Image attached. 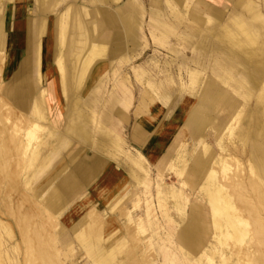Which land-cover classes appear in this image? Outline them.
Masks as SVG:
<instances>
[{
    "label": "rangeland",
    "instance_id": "obj_1",
    "mask_svg": "<svg viewBox=\"0 0 264 264\" xmlns=\"http://www.w3.org/2000/svg\"><path fill=\"white\" fill-rule=\"evenodd\" d=\"M16 1L0 0V263L95 264L100 255L114 249L110 264H220L225 260L227 264H264V187L247 168L253 149L264 148V99L258 97L260 87L249 77L256 69L230 54L215 37L210 21L214 6L221 7L222 19L229 12H242L236 6L239 0H229L225 9L212 0H182L181 4L137 0L134 34L126 36L121 22H116L123 48L111 54L115 40L103 42L106 54L98 61L102 71L92 84L100 82V87L87 110L93 143L83 149L65 142L54 146L45 135L47 125L32 118L33 104H15L7 97L5 87L22 59L19 56L14 65H8L6 46L12 26L42 14L33 0H21L20 18L24 19L15 17ZM127 1L53 0L44 15L47 33L42 37V85L48 99L49 82L58 78L53 57L59 13L68 5L80 6L90 13L86 20L92 18L95 25L103 14L115 16L116 8ZM247 1L254 19L249 25L264 57V0ZM92 27L95 41L112 33L106 25ZM69 59L65 58L68 70ZM31 76L34 85V72ZM121 91L126 92L125 98ZM219 92L228 103L234 102V112L228 103L214 110L205 105L204 100L211 101ZM59 94L57 99L63 102ZM112 96L123 102L108 109ZM79 106L84 112L83 104ZM201 110L205 119L199 131L192 111ZM104 116L109 137L117 145L97 150L94 143L108 139L99 134ZM34 123L42 130L29 140L26 132ZM227 123L232 135L224 130L218 141L216 131ZM243 133H250L246 141L239 137ZM204 147L218 163L211 161L207 167L216 173V184L246 221L242 241L221 238L210 223L209 206L200 189L206 177L195 176L192 168V160ZM76 148L82 150L76 152ZM37 152L47 161L32 170ZM74 152L76 157L70 159ZM221 159L228 167L225 174ZM80 165L99 171L79 178L74 171ZM57 196L60 202L54 199ZM46 199L54 204L53 210L44 204ZM193 212L200 225L192 219ZM90 224L98 228L99 243L105 248L92 249L88 256L78 236ZM187 224L199 232L196 244L182 236Z\"/></svg>",
    "mask_w": 264,
    "mask_h": 264
},
{
    "label": "crops",
    "instance_id": "obj_2",
    "mask_svg": "<svg viewBox=\"0 0 264 264\" xmlns=\"http://www.w3.org/2000/svg\"><path fill=\"white\" fill-rule=\"evenodd\" d=\"M19 1L21 0L16 1L13 14L15 17L20 18L22 10L19 6ZM175 1L179 4L182 2V0ZM212 1L218 4L220 3V5L224 6V9L227 8L229 2V0ZM52 2L53 0H33L37 11L42 14L33 20L20 18L24 19L22 24L19 23V20L13 24L12 28L14 32L10 35L6 46L8 53L7 62L9 66H12L15 64L19 56L22 59L20 64L16 65L18 66V69L15 71L11 81L7 83L5 88L8 93L7 97L11 100V102L20 105L33 103L40 93L44 92L43 101H46L44 104H46L45 113L47 122L42 123L47 125L45 135L51 138L54 146H57L61 142H65L67 145L71 143L72 145H79L83 149L85 145L93 143V137L89 131L88 116L90 115L87 113V110L92 108L95 100L97 99V93L100 87V82H98L94 87L92 84L97 80L96 78L102 71V67L101 65H98V61L103 59L106 54V48L103 42H106L109 38L115 40L114 48L111 50V54H117L120 47L123 48V46L118 43V26L116 25V22L117 20L121 22L122 30L126 36L133 35L135 31L134 27L137 28L136 25L138 23L137 18L140 6L137 0H128L124 6L116 8L115 16L103 14L102 20L100 22H96L95 25L97 27L106 25L112 33H106L97 41H95L94 37H92V26L95 25L91 23L93 22L92 18L89 21L86 20V18L90 16V13L85 10V8L76 5H68L59 13L54 29L55 49L53 57L58 78H52L53 80L49 82L51 86V98L48 100V91L42 85V37L47 33V22L44 15L47 12V9L51 7ZM236 6H240L242 12H229L223 19L221 18L223 12L221 7H213L214 9L211 11L210 19L213 24L212 31H214L215 37L222 41L224 47L233 57H239L237 50H241L249 54L258 64L264 65V63H262L264 62V57H262L260 46L256 43L253 30L249 25L254 20L252 16L253 7L251 6V2L248 3L247 0H239L236 3ZM218 24L224 25H221L220 29H217L216 26ZM66 57L70 58L69 70L67 69L65 63ZM33 72L34 85H32L31 80V73ZM39 74H42L41 82L38 79ZM121 92L122 97L125 98L126 92ZM57 94L64 98L63 102L57 99ZM119 102L123 101L115 96H112L107 108L111 109ZM204 103L205 105H208L209 100H204ZM79 104H83L84 112L81 110ZM204 110L199 112L192 111L193 117H198L194 119H197L196 124L199 125L197 128L199 131L203 130V122L205 119ZM106 119L107 116H104L102 118L103 122L99 123L101 127L99 129V134L106 135L105 137L108 139L103 141L100 138L98 143H94L97 150H104L108 149V147L114 146L115 144L117 145V143L109 137L110 129H108L104 124ZM134 134L136 133L134 132ZM82 149L76 148L74 151L77 152ZM76 152L70 154L69 158L74 159L77 155ZM36 157L38 158H36L37 169L43 164L45 165L46 158H42L41 160V156L38 152ZM95 160L102 161L101 158H95ZM136 161L137 160H132L134 165H137ZM98 171L99 168L93 166L85 168L80 165L75 169L74 174L76 177L81 178L86 174L96 175ZM54 199L60 202L58 196ZM44 204L49 207V209L53 210L54 204L50 200L46 199ZM89 226L90 227L87 228V230H84V234L78 236L79 241L85 247L88 256L92 253V249L105 248V246L103 247L99 244L101 237L100 232L97 231L98 228H96L94 224H90Z\"/></svg>",
    "mask_w": 264,
    "mask_h": 264
},
{
    "label": "bare ground",
    "instance_id": "obj_3",
    "mask_svg": "<svg viewBox=\"0 0 264 264\" xmlns=\"http://www.w3.org/2000/svg\"><path fill=\"white\" fill-rule=\"evenodd\" d=\"M224 41V40H223ZM228 44V43H227ZM239 53V60L242 59V61L244 62L243 64L250 65L252 67H254L256 70L253 69L254 73L251 75V73L249 74V77L253 80V82L255 83V85L257 87H260V93L258 95V97L262 100L264 99V68H262V66L260 64H258L255 60L252 59V57L241 51V50H237ZM264 63V62H262ZM239 64V63H238ZM240 65V64H239ZM244 67V66H243ZM247 69V68H246ZM249 70V69H248ZM67 71V70H66ZM42 77V76H41ZM71 77V76H70ZM39 79V77H38ZM192 80L196 79V74L192 75ZM260 79H262L260 81ZM40 81V79H39ZM61 81V80H60ZM260 81V82H259ZM250 82V81H249ZM194 83V82H193ZM71 84V83H70ZM61 85V84H60ZM251 85V84H250ZM64 86V85H63ZM62 88V87H61ZM57 89V88H56ZM254 89V88H253ZM252 89V90H253ZM62 90V89H61ZM69 91V90H68ZM74 92V91H73ZM72 92V94H73ZM54 93V92H53ZM59 93V92H58ZM251 93V92H250ZM69 94V93H68ZM76 94V93H75ZM43 96H44V92H41L40 96H38V98L36 100H34V102L32 103V109H31V115L32 118L36 121H40L42 122H47L46 120V113H45V105L43 101ZM226 96V95H225ZM225 96L219 92V95L216 96V98L212 99L211 101H209V106L211 107V109H216L218 106H220L221 104L224 103H228V100H225ZM257 97V96H256ZM244 98V97H243ZM259 99V100H260ZM49 100V99H48ZM234 100V99H233ZM257 100V99H256ZM52 101V100H51ZM74 101V100H73ZM215 102V105H213ZM63 105V104H62ZM228 106H230V109L233 110L235 109V105L234 102H230L228 103ZM237 106V105H236ZM226 108V107H225ZM240 108V107H238ZM47 109V108H46ZM58 110V109H57ZM243 111V109H241ZM240 111V110H239ZM238 111V112H239ZM232 113V111H231ZM241 113V111H240ZM239 113V115H240ZM243 113V112H242ZM245 114V113H244ZM243 114V115H244ZM238 115V113H237ZM236 113L233 114V117L235 119V117L237 116ZM238 119V118H237ZM256 119H258L256 117ZM234 121V120H233ZM238 121V120H237ZM255 121V120H254ZM259 121V120H258ZM257 121V122H258ZM229 123L226 124L224 129H218L216 132L217 134V140L218 141H222L221 136L223 135V131L227 130L228 133L231 134L232 132V128L231 126H228ZM76 125V124H75ZM198 124H197V128H198ZM219 128V126H217ZM39 130H42L41 126H39L38 124L34 123L32 125V127L30 126V129H28V131L26 132V136L28 137V139H33L34 138V133L36 131L39 132ZM259 130V129H258ZM225 132V131H224ZM244 132V131H243ZM227 133V134H228ZM234 133V132H233ZM37 135V133H36ZM35 135V137H36ZM229 135V134H228ZM227 135V136H228ZM232 135V134H231ZM230 136V135H229ZM244 139L245 141L249 138L250 133H246V135L243 134H239V137L241 139ZM259 136V133L255 134V138L257 139V137ZM26 137V139H27ZM60 137V136H59ZM234 137V136H233ZM231 138V136H230ZM255 139V141H257ZM61 140V139H60ZM29 142V141H28ZM29 145H31L29 143ZM28 145V146H29ZM40 145V143H39ZM244 145V144H243ZM242 145V146H243ZM221 146V145H220ZM261 146V145H260ZM256 147V146H255ZM262 147V146H261ZM242 148V147H241ZM244 148V146H243ZM242 148V149H243ZM235 151V149H232ZM241 150V149H240ZM202 154L197 155L194 157L193 161H192V168H193V174L195 176L201 177V174H203L206 179L203 181L201 188V191L203 192V194L205 195L206 201L208 203L209 206V210H210V214H211V219H210V223L212 225V227L214 228L216 234L219 236L221 235V238H231L230 236H233L236 241H242L243 237L246 235L245 231H246V221L243 220V218L240 216V214H237L236 210L233 208V205L231 204L228 196L226 195L225 192H223V187H219V185L216 184L215 182V177H216V173L214 172V170H209L207 167L210 165V162L212 161V165L214 164L213 161V157L211 155L210 150L206 149L205 147L201 150ZM245 151V149H244ZM234 153V152H233ZM236 153V152H235ZM242 154V153H241ZM240 154V155H241ZM244 154V153H243ZM37 155V154H36ZM35 155V156H36ZM249 155V154H248ZM243 157V155H241ZM34 157H31V159ZM36 158L35 157V162L34 159L32 162V170L36 169ZM221 158V157H220ZM38 159V158H37ZM42 160V159H41ZM44 160V159H43ZM223 159L220 160L221 164L220 166L222 167L221 170L224 173L226 171V166L223 164ZM45 161V160H44ZM47 161V159H46ZM45 161V162H46ZM216 161V160H215ZM31 162V163H32ZM218 162V161H216ZM226 163V162H225ZM248 171L249 173L252 175L253 179L255 181H258L259 184H261L262 187H264V148H255L253 149V152L250 153L249 157H248ZM247 163V164H248ZM215 165V164H214ZM218 165V163L216 164ZM215 165V166H216ZM237 165V164H236ZM219 166V167H220ZM31 167V166H30ZM213 167V166H212ZM35 168V169H34ZM219 169V168H218ZM230 170V169H229ZM33 173V172H32ZM225 174V173H224ZM221 175V174H220ZM228 192V191H227ZM262 198H264V196H262ZM231 199V198H230ZM194 209V208H193ZM193 211V210H192ZM195 211V210H194ZM230 211V212H229ZM200 214V213H199ZM199 217V216H198ZM205 218V217H203ZM192 219L200 225V219L195 217L194 212L192 214ZM207 220H205L204 222H206ZM202 224V223H201ZM186 225V224H185ZM193 225V224H192ZM188 226V224H187ZM90 227V226H89ZM195 228V227H194ZM193 227H191L190 225L188 227L185 226V228L183 229V237L190 243V244H196L197 242H199V232L196 231V229H194ZM198 228V227H197ZM199 229V228H198ZM224 230L221 233V230ZM200 231V230H198ZM232 233V235L230 234ZM247 233V232H246ZM89 236V235H88ZM83 237V236H82ZM85 237V236H84ZM87 237V236H86ZM246 237V236H245ZM231 239V240H232ZM100 240V238H99ZM234 240V241H235ZM183 242V241H182ZM222 242V241H221ZM232 242V241H231ZM201 243V242H200ZM94 244V243H93ZM100 244V243H99ZM233 244V243H232ZM236 244V243H235ZM184 246V245H183ZM186 246V245H185ZM190 249V248H189ZM192 249V247H191ZM116 251L114 249H112L109 253L107 254H102L99 256L98 259H96L95 264H110L111 263V258H113V255ZM194 252V251H193ZM192 253V251H191ZM213 253V252H212ZM117 254V253H116ZM220 254V253H219ZM220 258H222L220 256ZM115 259V258H114ZM224 260V259H223ZM1 261V260H0ZM113 261V260H112ZM123 261V260H122ZM125 262V261H124ZM220 264H227L228 262L225 261H220ZM31 264V262H29ZM44 263V262H43ZM1 264V263H0ZM115 264V263H114ZM116 264H121L120 262H117Z\"/></svg>",
    "mask_w": 264,
    "mask_h": 264
}]
</instances>
